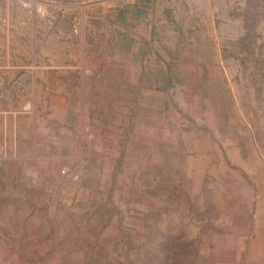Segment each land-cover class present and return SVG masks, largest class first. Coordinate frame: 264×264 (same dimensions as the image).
Segmentation results:
<instances>
[{"label":"rangeland","instance_id":"374dc122","mask_svg":"<svg viewBox=\"0 0 264 264\" xmlns=\"http://www.w3.org/2000/svg\"><path fill=\"white\" fill-rule=\"evenodd\" d=\"M0 264H264V0H0Z\"/></svg>","mask_w":264,"mask_h":264}]
</instances>
